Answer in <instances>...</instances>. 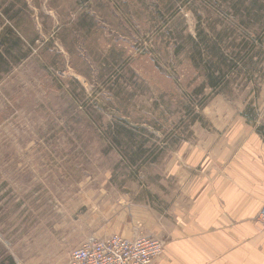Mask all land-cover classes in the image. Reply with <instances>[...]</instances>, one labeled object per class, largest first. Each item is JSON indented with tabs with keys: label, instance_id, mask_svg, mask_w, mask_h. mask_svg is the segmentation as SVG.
Listing matches in <instances>:
<instances>
[{
	"label": "rangeland",
	"instance_id": "1",
	"mask_svg": "<svg viewBox=\"0 0 264 264\" xmlns=\"http://www.w3.org/2000/svg\"><path fill=\"white\" fill-rule=\"evenodd\" d=\"M263 10L0 0V264L159 239L181 185L227 180L240 137L264 135Z\"/></svg>",
	"mask_w": 264,
	"mask_h": 264
},
{
	"label": "crops",
	"instance_id": "2",
	"mask_svg": "<svg viewBox=\"0 0 264 264\" xmlns=\"http://www.w3.org/2000/svg\"><path fill=\"white\" fill-rule=\"evenodd\" d=\"M239 141L227 180L181 185L185 200L175 202L153 264H264V226L257 221L264 204V135L251 128Z\"/></svg>",
	"mask_w": 264,
	"mask_h": 264
},
{
	"label": "built area",
	"instance_id": "3",
	"mask_svg": "<svg viewBox=\"0 0 264 264\" xmlns=\"http://www.w3.org/2000/svg\"><path fill=\"white\" fill-rule=\"evenodd\" d=\"M257 219L264 225V205ZM163 248V241L148 236L89 237L70 253L68 264H152Z\"/></svg>",
	"mask_w": 264,
	"mask_h": 264
},
{
	"label": "bare ground",
	"instance_id": "4",
	"mask_svg": "<svg viewBox=\"0 0 264 264\" xmlns=\"http://www.w3.org/2000/svg\"><path fill=\"white\" fill-rule=\"evenodd\" d=\"M263 205H264V204H263ZM262 207H263V206H262ZM257 216H258V215H257ZM257 221L259 222L258 219H257ZM259 223H260V222H259ZM260 224H261V223H260ZM261 225H263V224H261ZM263 226H264V225H263ZM119 236H120V235H119ZM148 237H149V236H148ZM151 238H153V237H151ZM126 239H128V238H126ZM162 252H163V251H162ZM162 252H161V254H162ZM161 254H160V255H161ZM160 255H159V256H160ZM159 256H158V257H159ZM158 257H157V258H158ZM157 258H156V259H157ZM156 259H155V260H156ZM155 260H154V261H155ZM154 261H153V262H154ZM153 262H152V264H153Z\"/></svg>",
	"mask_w": 264,
	"mask_h": 264
}]
</instances>
